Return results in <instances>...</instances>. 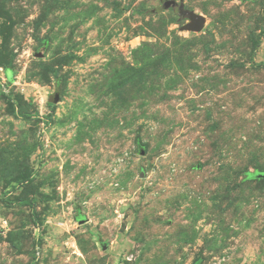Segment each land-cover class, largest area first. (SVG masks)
<instances>
[{"label": "rangeland", "instance_id": "rangeland-1", "mask_svg": "<svg viewBox=\"0 0 264 264\" xmlns=\"http://www.w3.org/2000/svg\"><path fill=\"white\" fill-rule=\"evenodd\" d=\"M164 1L0 0V264H264V0Z\"/></svg>", "mask_w": 264, "mask_h": 264}, {"label": "water", "instance_id": "water-1", "mask_svg": "<svg viewBox=\"0 0 264 264\" xmlns=\"http://www.w3.org/2000/svg\"><path fill=\"white\" fill-rule=\"evenodd\" d=\"M164 7L166 9L172 7L175 13L179 14L182 18L188 20L184 25V29L191 31H201L205 25V19L202 15L194 12L193 10L186 9L183 5H178L174 0H165ZM58 100V97H56Z\"/></svg>", "mask_w": 264, "mask_h": 264}]
</instances>
